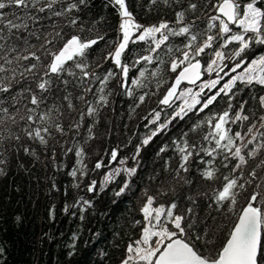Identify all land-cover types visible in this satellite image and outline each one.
Returning <instances> with one entry per match:
<instances>
[{
    "label": "snow or ice",
    "instance_id": "1",
    "mask_svg": "<svg viewBox=\"0 0 264 264\" xmlns=\"http://www.w3.org/2000/svg\"><path fill=\"white\" fill-rule=\"evenodd\" d=\"M93 7L0 0V176L43 161L79 189L108 167L98 159L89 169L84 145L114 93L133 101V113L156 96L132 159L192 122L156 153L172 155L140 192L136 234L116 245L119 264H264V0H146L138 7L159 17L152 23L137 20L128 0H106L115 23L85 19ZM107 154L117 161L118 148ZM136 173L115 168L100 191L124 174L119 197ZM85 188L95 192L97 181ZM50 189L59 190L54 177ZM78 204L92 206L80 197L63 211ZM5 252L0 244V260Z\"/></svg>",
    "mask_w": 264,
    "mask_h": 264
},
{
    "label": "trees",
    "instance_id": "2",
    "mask_svg": "<svg viewBox=\"0 0 264 264\" xmlns=\"http://www.w3.org/2000/svg\"><path fill=\"white\" fill-rule=\"evenodd\" d=\"M105 2L94 0L92 12L85 19L103 16L110 23H115L112 10L104 7ZM145 2L128 0L137 20L141 23L155 22L159 17L138 7ZM100 30H107L109 37L115 35L107 24L100 26ZM100 47L103 48V44ZM133 47L138 50L141 46ZM111 87L116 88V85ZM119 92L120 89L116 88V93ZM156 100V96H150L133 113V101L114 93L110 106L100 113L99 123L94 129L95 139L84 145L89 169L98 159H103L108 167L90 171L79 189L71 187L72 180L66 175L67 170L54 172L45 167L43 161L31 166L29 171L14 167L8 175L0 176V244L6 249L0 264H119L121 249L116 245H123L129 236L134 237L136 234L137 230L132 228L131 222L140 218V192L149 184L148 177L159 171L163 161L172 155L169 151L161 159L156 153L192 122L187 120L176 124L166 135L155 137L142 148L139 157L132 159L141 138L148 134V129L144 127L146 122L142 118L156 107ZM113 148H118L117 161L109 163L110 156L107 153ZM121 159H126V165L118 167H137L129 189L119 197L114 195L125 179L124 174H121L100 191L104 175L115 169ZM68 162L71 165L72 161ZM53 177L58 191L50 189ZM91 179L97 181V190L93 193L87 192L85 188ZM182 191V188H177V193ZM80 197L90 200L92 206L83 212L79 204L69 207L68 212L63 211L65 205L71 206ZM239 202L241 205L244 203L243 194ZM53 206L55 216L50 217L49 210ZM17 216L20 217L19 222L16 221ZM74 236L77 237L75 241ZM73 243L75 254L69 256L68 253L73 251L70 247Z\"/></svg>",
    "mask_w": 264,
    "mask_h": 264
},
{
    "label": "rangeland",
    "instance_id": "3",
    "mask_svg": "<svg viewBox=\"0 0 264 264\" xmlns=\"http://www.w3.org/2000/svg\"><path fill=\"white\" fill-rule=\"evenodd\" d=\"M225 79H227V77H225ZM118 166H120V163L117 165V167H116V168H118Z\"/></svg>",
    "mask_w": 264,
    "mask_h": 264
}]
</instances>
